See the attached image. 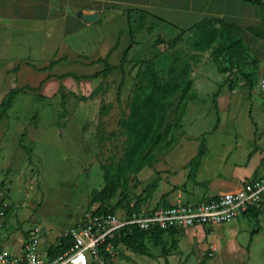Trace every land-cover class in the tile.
<instances>
[{"label":"rangeland","instance_id":"rangeland-1","mask_svg":"<svg viewBox=\"0 0 264 264\" xmlns=\"http://www.w3.org/2000/svg\"><path fill=\"white\" fill-rule=\"evenodd\" d=\"M245 1L258 9L259 18L255 24L230 23L240 29L237 38L242 49L236 53L225 43L221 50L220 44L208 50H197L192 46L195 30L185 20L154 22L140 10H129L136 39L125 55L122 105L116 102L122 71L114 70L105 78L102 75L92 78L88 74L95 69H91L82 56L47 57V61H58L45 80L39 79L44 76L41 74L44 58H37L35 64H30V70H22L18 86L21 92L0 119V205L8 204L6 217L1 218L4 230L0 232V240H7L14 232L26 235L38 225L45 227L41 247L47 250L83 214L102 207L100 202L90 203V194L103 186L102 163L121 153L117 146L122 142L109 140L102 147L97 128L103 120L108 134L118 130L123 112H128L134 77L142 59L153 58L163 76L172 65L180 71L191 66L196 97L189 102L182 128L174 133L171 145L156 151L152 167L132 175L127 188L130 198L150 202L160 191L161 199H165L164 172L169 168L175 170H169L172 174L185 171L197 149L202 147L222 148L229 159L234 158V162L242 166H247L258 152L264 154L261 147L264 90L259 86V80L264 78V26L258 4L253 0ZM215 19L208 18L206 23L220 27ZM180 34L182 37L177 40ZM100 84L99 95L90 97ZM10 91L8 87L4 89L7 94L4 102ZM214 98L218 102L219 122ZM104 103H113V106L101 116ZM2 111L0 104V114ZM170 160L174 165H169ZM120 199L119 193L104 206L124 215V208L118 203ZM145 241L149 245L151 238L146 237ZM0 248H4L2 243ZM126 255L123 248L113 264L128 260ZM137 260L144 264L141 257Z\"/></svg>","mask_w":264,"mask_h":264},{"label":"crops","instance_id":"crops-1","mask_svg":"<svg viewBox=\"0 0 264 264\" xmlns=\"http://www.w3.org/2000/svg\"><path fill=\"white\" fill-rule=\"evenodd\" d=\"M249 5L245 0H0V104L7 95L4 89H17L22 70H30L37 58H44V76L40 80L53 73L52 60L47 61V57L82 56L95 69L88 75L104 69V63L97 62L99 59L108 57L110 64L118 66L123 51L131 50L136 39L131 32L129 10H140L161 23L185 20L193 25L207 18H220L228 23L255 24L258 9ZM258 7L264 26V11ZM90 15L96 18L90 20ZM261 147L264 148V141ZM200 149L204 150L203 155L192 162ZM227 155L222 148L197 149L185 171L172 174L169 170H175L169 168L164 172L165 199L157 191L152 201L132 198L131 204L137 202L141 211L178 202L200 203L240 189L250 177L264 176L262 151L247 166ZM172 163L170 160L169 165ZM140 188L144 189L143 184ZM256 212L257 216L252 215ZM3 230L4 226L0 232ZM28 234L18 236L14 232L0 243L20 253ZM150 244L145 252L122 244L120 248H125L129 258L115 264H140L139 257L144 264H264V198L258 206L228 222L173 229L164 232L158 242L151 239Z\"/></svg>","mask_w":264,"mask_h":264},{"label":"trees","instance_id":"trees-1","mask_svg":"<svg viewBox=\"0 0 264 264\" xmlns=\"http://www.w3.org/2000/svg\"><path fill=\"white\" fill-rule=\"evenodd\" d=\"M253 2L260 5L264 11V3L261 0H253ZM207 19L204 22L192 25L195 30L192 46L195 49L204 51L211 48L214 44H220L219 49L221 50L223 43L228 45L230 50H235V53L242 49V43L237 38L240 29L235 28L232 25L233 23L230 24L224 19L216 18L215 20L220 23V27H214L206 23ZM131 32L132 35L135 34L132 25ZM181 37L182 35L180 34L176 39L180 40ZM134 42L135 39L133 40ZM127 52L128 49L123 51L121 62L118 66L110 64L108 57L99 59L97 62L104 63V69L90 76L96 78L102 75L105 78L114 70H121L123 77L116 99L119 105H122L121 87L125 79L124 65ZM57 61H52L51 65H54ZM190 69L191 66L187 65L184 70L180 71L177 66L172 65L168 69L167 75L163 76L159 72L153 58L140 60L134 77V88L129 99L128 112H123L119 120L118 130L108 134L105 131L103 120L99 122L97 128L99 145L104 147L109 140L121 141L122 143L117 146V148H121V153L102 163L104 170L103 186L99 189H94L90 194V203L100 202L102 204V207L96 213H116L111 209H107L104 205L119 193L121 196L118 201L119 206L127 210L129 215L140 212L138 203L131 205L132 198L127 195L129 182L132 181V175L139 173L146 167L153 166L156 161V151L169 147L174 133L182 128V120L187 113L188 104L196 97ZM67 75H61L60 79L65 78ZM60 89L61 91L64 90L62 84ZM101 91L102 84L92 92L90 97H96ZM20 92L21 89L19 88L12 89L9 92L6 101L2 104L3 111L0 114V119L12 108L16 96ZM62 96L63 106H65L66 100L63 92ZM213 102L218 115V102L215 98ZM112 106L113 103H104L100 110L101 116L107 114ZM219 119L218 115L217 122H219ZM203 153L204 150L200 149L192 162L200 158ZM28 154H30V151H28ZM252 215L257 216V212ZM164 232L166 231L155 229L148 233L138 228L131 229L127 227L120 232L116 242L122 243L137 252H145L147 250L145 238L150 236L149 238L158 242V238ZM68 244L69 242L66 239L60 238L56 244L48 248V254L50 256L56 255L62 252Z\"/></svg>","mask_w":264,"mask_h":264},{"label":"built area","instance_id":"built-area-1","mask_svg":"<svg viewBox=\"0 0 264 264\" xmlns=\"http://www.w3.org/2000/svg\"><path fill=\"white\" fill-rule=\"evenodd\" d=\"M264 90V78L259 80ZM264 198V176L244 181L236 191L226 192L200 203L178 202L139 213H86L61 238L69 244L64 250L50 256L41 249L43 230L36 225L30 230L23 249L14 253L0 249V264H110L121 252L122 243L116 239L125 228L143 232L155 229L170 231L196 225L214 226L228 222L258 206ZM133 205V204H131ZM8 204L0 205V229L4 226ZM212 255V253H210Z\"/></svg>","mask_w":264,"mask_h":264},{"label":"water","instance_id":"water-1","mask_svg":"<svg viewBox=\"0 0 264 264\" xmlns=\"http://www.w3.org/2000/svg\"><path fill=\"white\" fill-rule=\"evenodd\" d=\"M95 18H96V16H95V15H92V16L90 15L88 19H90V20H91V19H95Z\"/></svg>","mask_w":264,"mask_h":264}]
</instances>
